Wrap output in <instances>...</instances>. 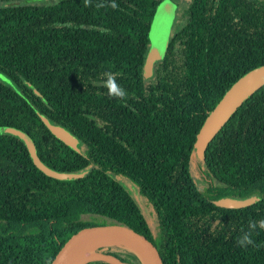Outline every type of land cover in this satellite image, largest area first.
Wrapping results in <instances>:
<instances>
[{"label":"trees","instance_id":"obj_1","mask_svg":"<svg viewBox=\"0 0 264 264\" xmlns=\"http://www.w3.org/2000/svg\"><path fill=\"white\" fill-rule=\"evenodd\" d=\"M163 1L115 0L116 10L110 0L0 3V72L13 84L0 82V127L27 134L58 174H44L22 139L0 131V264H49L75 231L104 223L142 234L162 264H264V229L253 232L254 245L237 244L250 221L264 220V84L195 150L224 91L264 64V0H176V27L143 81L147 32ZM108 71L126 101L107 94ZM41 117L73 135L78 149ZM118 178L144 199L152 228ZM250 195L257 199L242 207L213 204ZM95 250L144 264L122 244Z\"/></svg>","mask_w":264,"mask_h":264},{"label":"water","instance_id":"obj_2","mask_svg":"<svg viewBox=\"0 0 264 264\" xmlns=\"http://www.w3.org/2000/svg\"><path fill=\"white\" fill-rule=\"evenodd\" d=\"M156 9H158V15L164 16L166 13H172L173 15V8L170 4L163 3ZM263 84L264 64H261L242 74L224 91L219 100L208 111L202 124L196 132L195 148L197 154H201L202 149L206 146L208 141L227 120L230 114L240 105V103ZM41 120L56 138L74 150L78 149L76 138L67 130L59 125L49 123L44 117H41ZM1 130L9 132L22 139L32 162L44 174L53 177L58 176L57 172L49 169L39 161L35 154L33 143L27 134L19 129L9 126H5L3 128L0 127V131ZM256 199L257 197L255 195H250L245 198L224 196L213 200V204L227 208H237L253 203ZM102 236H116L129 241L138 249V251L121 242H115L107 245L122 244L131 248L143 259L144 264H162L158 251L147 238L139 232L118 223L94 224L78 229L63 242L49 264H64L71 252L82 242L94 237ZM94 253L97 257L86 261L103 259L113 264H125L111 255L100 253L96 250H94Z\"/></svg>","mask_w":264,"mask_h":264},{"label":"rangeland","instance_id":"obj_3","mask_svg":"<svg viewBox=\"0 0 264 264\" xmlns=\"http://www.w3.org/2000/svg\"><path fill=\"white\" fill-rule=\"evenodd\" d=\"M57 0H2L0 1L1 4H17V3H32V2H55ZM176 0H164L161 4H170L173 8V15L172 13H166L164 16L158 15V9L155 10L153 18L151 20L147 38H148V46L144 56L143 64L141 67V77L143 81H147L152 77V71L154 63L159 60L162 56L165 44L167 42L168 37L173 32L174 28L176 27L173 23L176 12ZM181 6L185 5V0H178ZM160 4V5H161ZM170 10V9H169ZM170 12V11H169ZM175 26V27H174ZM0 82H3L8 85H13L9 78L0 72ZM196 150V148H195ZM198 164H200V160L193 158L192 159V172L196 174V170L198 168ZM200 168V166H199ZM191 170V167H190ZM83 173V171H76L73 173H62L61 176L63 178H73L79 176ZM200 179L201 175H198ZM197 179L196 184L197 186H204L205 182L202 180ZM132 195V197L136 200L137 204L139 205L140 209L142 210L145 219L149 222L151 228L153 226L152 221V214L150 208L145 203L144 199L136 193L134 186L129 182L126 178H118L117 179ZM215 183H218L214 181ZM218 188V187H217Z\"/></svg>","mask_w":264,"mask_h":264},{"label":"clouds","instance_id":"obj_4","mask_svg":"<svg viewBox=\"0 0 264 264\" xmlns=\"http://www.w3.org/2000/svg\"><path fill=\"white\" fill-rule=\"evenodd\" d=\"M92 4V0H84L85 7H89ZM103 4H97L96 7H103ZM113 10H116L119 6L115 0H110V3L107 5ZM103 87L107 89V94L110 97L118 98L122 101H126L128 98L127 91L117 83V74L113 72H104L103 73ZM264 229V220L260 221H250L248 224V231L243 232L242 235L238 238L237 244L241 247H247L249 245H254V240L252 239L253 232L257 229Z\"/></svg>","mask_w":264,"mask_h":264},{"label":"bare ground","instance_id":"obj_5","mask_svg":"<svg viewBox=\"0 0 264 264\" xmlns=\"http://www.w3.org/2000/svg\"><path fill=\"white\" fill-rule=\"evenodd\" d=\"M115 242L124 243V244L128 245L129 247L138 251V249L132 243H130L129 241H127L123 238H120V237H116V236L94 237V238L88 239V240L82 242L80 245H78L71 252V254L67 257L64 264H81L88 259L96 258L97 256L94 253V250L97 247L104 246V245L111 244V243H115Z\"/></svg>","mask_w":264,"mask_h":264}]
</instances>
